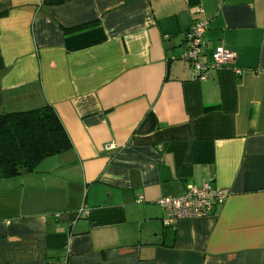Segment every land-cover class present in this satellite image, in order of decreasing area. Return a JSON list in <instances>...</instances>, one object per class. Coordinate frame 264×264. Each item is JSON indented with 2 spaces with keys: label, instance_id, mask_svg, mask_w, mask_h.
<instances>
[{
  "label": "crops",
  "instance_id": "crops-1",
  "mask_svg": "<svg viewBox=\"0 0 264 264\" xmlns=\"http://www.w3.org/2000/svg\"><path fill=\"white\" fill-rule=\"evenodd\" d=\"M44 104L71 147L0 178V264H264V0H0V112ZM190 184L229 194L165 228Z\"/></svg>",
  "mask_w": 264,
  "mask_h": 264
},
{
  "label": "trees",
  "instance_id": "trees-1",
  "mask_svg": "<svg viewBox=\"0 0 264 264\" xmlns=\"http://www.w3.org/2000/svg\"><path fill=\"white\" fill-rule=\"evenodd\" d=\"M70 147L68 134L51 105L0 112V178L35 171L42 159Z\"/></svg>",
  "mask_w": 264,
  "mask_h": 264
},
{
  "label": "built area",
  "instance_id": "built-area-1",
  "mask_svg": "<svg viewBox=\"0 0 264 264\" xmlns=\"http://www.w3.org/2000/svg\"><path fill=\"white\" fill-rule=\"evenodd\" d=\"M192 23L186 32L187 46L182 57L188 61L197 71V78L205 80L210 77V70L220 68L233 60L232 51L223 45L217 46L210 53V61H204L205 46L203 35L208 25L200 5L191 8ZM229 190L226 188H214L208 184H190L183 193L176 196H163L157 204L164 210L162 222L165 228L176 226L182 218L205 217L216 207L221 206Z\"/></svg>",
  "mask_w": 264,
  "mask_h": 264
}]
</instances>
